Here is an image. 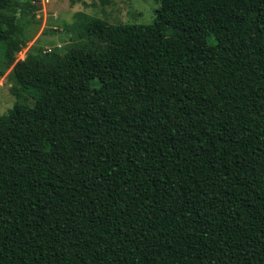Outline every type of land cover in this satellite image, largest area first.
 <instances>
[{
	"label": "trees",
	"instance_id": "1",
	"mask_svg": "<svg viewBox=\"0 0 264 264\" xmlns=\"http://www.w3.org/2000/svg\"><path fill=\"white\" fill-rule=\"evenodd\" d=\"M28 0L26 6H39ZM0 0V264H264V0L76 12L31 48Z\"/></svg>",
	"mask_w": 264,
	"mask_h": 264
},
{
	"label": "rangeland",
	"instance_id": "2",
	"mask_svg": "<svg viewBox=\"0 0 264 264\" xmlns=\"http://www.w3.org/2000/svg\"><path fill=\"white\" fill-rule=\"evenodd\" d=\"M27 1L20 0L22 5L17 9L16 24L24 38L30 41L15 54L16 61L22 60L32 47L44 52L55 48L62 51L70 39L64 26L71 23L76 12L111 24H150L154 10L160 5V0H39V3L33 2L39 6L33 11L26 6ZM10 69H5V62L0 58V115L7 114L15 101L33 103L26 94L15 95L11 91Z\"/></svg>",
	"mask_w": 264,
	"mask_h": 264
}]
</instances>
